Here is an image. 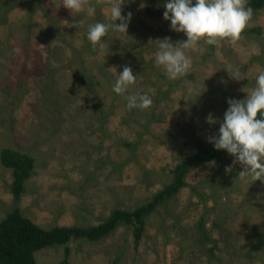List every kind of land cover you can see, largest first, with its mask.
<instances>
[{
  "label": "rangeland",
  "instance_id": "1",
  "mask_svg": "<svg viewBox=\"0 0 264 264\" xmlns=\"http://www.w3.org/2000/svg\"><path fill=\"white\" fill-rule=\"evenodd\" d=\"M90 2L93 17L52 0H0V149L32 158L16 206L42 228L87 227L112 209L147 202L181 159L218 137L228 99H246L264 69V5L253 9L239 41L186 50L193 67L184 80L193 93L204 85L195 99L155 63L157 40L187 39L163 19L168 0H125L122 14L132 13L126 36L109 31L108 50H94L87 29L112 23L114 0ZM81 19L79 27L63 25ZM123 66L142 77L151 108H127L137 86L112 91ZM234 68L246 79L232 80ZM234 159L223 150L218 161L190 166L185 184L144 216L136 246L132 225L119 223L96 241L42 247L35 264H57L64 248L68 264H264V182L241 179L239 163L226 173ZM11 180L0 163V219L14 205Z\"/></svg>",
  "mask_w": 264,
  "mask_h": 264
},
{
  "label": "clouds",
  "instance_id": "2",
  "mask_svg": "<svg viewBox=\"0 0 264 264\" xmlns=\"http://www.w3.org/2000/svg\"><path fill=\"white\" fill-rule=\"evenodd\" d=\"M56 8L64 7L72 13L86 12L88 17L96 14V6L90 0H52ZM125 0H114L110 7L112 23L95 22L88 25L87 40L93 49L99 45L101 50L107 49L103 42L109 31L126 36L132 13L122 14ZM247 0H168L164 5L163 19L170 20L171 30L184 33L186 41L173 43L169 37L157 40L158 50L155 52V63L162 66L170 80L182 79L188 86L190 95L195 99L203 90L193 93L192 83L184 78L191 73L193 59L186 50L196 49L201 42L207 45L221 46L222 42L235 43L242 38V33L248 27L254 12L247 7ZM144 3L140 8H144ZM115 21H119L116 24ZM84 23L81 19L75 23L63 21L66 27H79ZM40 47H44L40 45ZM115 70V67L110 68ZM232 80L246 79V73L239 68L228 72ZM142 77L134 75L130 66H123L112 91L124 95L130 86H137V91L127 95V108L149 109L153 105L152 95L139 88ZM154 93V90H152ZM228 108L224 113L223 122L219 126V134L208 138L216 150H225L235 157L232 165L225 168L231 172L233 166L239 163L243 170L239 177H251L252 181L264 182V69H260L255 78V86L247 93L244 100L228 99ZM259 117V118H258ZM209 122L213 123L211 115Z\"/></svg>",
  "mask_w": 264,
  "mask_h": 264
},
{
  "label": "trees",
  "instance_id": "3",
  "mask_svg": "<svg viewBox=\"0 0 264 264\" xmlns=\"http://www.w3.org/2000/svg\"><path fill=\"white\" fill-rule=\"evenodd\" d=\"M263 5L264 0L247 1V6L252 9H258ZM222 151L216 150L211 143L199 145L193 154L176 164L170 182L155 192L147 202L131 210L112 209L101 222L87 227L55 225L42 228L23 216L16 206L23 191V182L33 167L32 158L23 152L7 147L1 148L0 163L11 172L10 192L14 205L0 219V264H35L33 252L42 247L64 244L75 238L96 241L106 236L119 223L132 225V240L136 246L143 232L144 216L185 184L184 176L190 166L218 161ZM67 256V249L64 248L63 257L57 264H68Z\"/></svg>",
  "mask_w": 264,
  "mask_h": 264
}]
</instances>
